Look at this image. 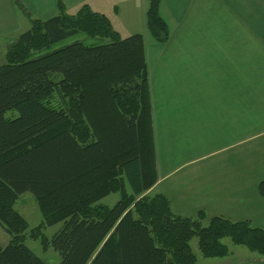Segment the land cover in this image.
Wrapping results in <instances>:
<instances>
[{
	"label": "trees",
	"instance_id": "1",
	"mask_svg": "<svg viewBox=\"0 0 264 264\" xmlns=\"http://www.w3.org/2000/svg\"><path fill=\"white\" fill-rule=\"evenodd\" d=\"M161 1L148 0L144 14L157 43L170 33ZM15 3L30 25L0 64V225L10 234L0 264H48L25 244L28 222L14 208L25 192L42 216L29 235L58 253L59 264H197L228 256L224 237L264 257V228L204 211L182 215L152 191L158 175L143 34L122 37L87 3L69 13L58 0L47 19ZM79 34L93 41L56 47ZM113 192L120 195L113 206L100 203ZM58 224L50 237L41 232Z\"/></svg>",
	"mask_w": 264,
	"mask_h": 264
},
{
	"label": "crops",
	"instance_id": "2",
	"mask_svg": "<svg viewBox=\"0 0 264 264\" xmlns=\"http://www.w3.org/2000/svg\"><path fill=\"white\" fill-rule=\"evenodd\" d=\"M20 1L34 18L57 13L58 0ZM62 1L69 13L87 3L122 37L144 36L158 175L152 191L182 215L204 211L207 219L264 228V0H162L161 14L163 4L175 24L167 41L147 44L148 0ZM15 2L0 0V51L30 25ZM200 259L264 264L236 250Z\"/></svg>",
	"mask_w": 264,
	"mask_h": 264
},
{
	"label": "rangeland",
	"instance_id": "3",
	"mask_svg": "<svg viewBox=\"0 0 264 264\" xmlns=\"http://www.w3.org/2000/svg\"><path fill=\"white\" fill-rule=\"evenodd\" d=\"M19 10V9H18ZM162 14L165 15V18L167 19L169 25L173 26L175 24V21H172L173 18L170 16L169 11L165 7V5L162 4ZM20 12V11H19ZM21 13V12H20ZM21 15H23L21 13ZM170 26V27H171ZM75 40H82L85 43H91L93 41L92 38H89L85 35H76L75 37L68 38L64 41H62L60 44H58L56 47L60 45H64L67 43H71ZM152 38L147 33L145 38V44L151 43ZM4 50L0 51V64L5 62L4 59ZM16 115V112H14ZM120 195L117 192H113L108 194L106 197L102 198L100 200V203H103L109 207L113 206L115 202L119 199ZM14 208L27 220L28 222V230L26 231V239L25 244L39 257H41L46 263L48 264H59L60 263V256L58 253H56L52 248H47L46 250H43L42 248V242L38 237L30 236V230L35 228L36 226H39L42 222V216L38 207V202L35 199V197L30 192H25L21 194L17 200L14 203ZM59 225V224H58ZM58 225L54 226H47L45 228H41V232L47 237H50L58 228ZM10 240V234L0 225V247H4L7 245V243ZM222 242L228 246L230 249V255L234 253V251H243L246 254H251L248 252V250L245 247L235 245L232 243L230 238L224 237L222 238ZM191 246L195 249L196 247V240L193 239L191 241ZM252 255V254H251ZM255 255V254H254ZM201 260V259H199Z\"/></svg>",
	"mask_w": 264,
	"mask_h": 264
}]
</instances>
